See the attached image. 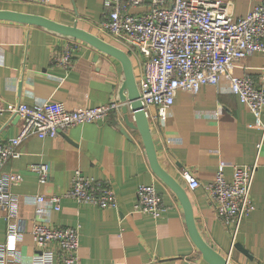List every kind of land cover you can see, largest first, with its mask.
Segmentation results:
<instances>
[{
    "label": "crops",
    "instance_id": "0c3cea01",
    "mask_svg": "<svg viewBox=\"0 0 264 264\" xmlns=\"http://www.w3.org/2000/svg\"><path fill=\"white\" fill-rule=\"evenodd\" d=\"M234 17L244 16L261 0H223ZM0 9L39 14L63 24L88 30L124 50L131 59L137 82L141 62L134 50L99 27L108 6L105 0H0ZM140 12L144 6L129 7ZM69 38L37 25L0 20V100L31 105L41 100L63 102L68 108L92 107L118 100L123 77L121 63L106 53L76 41L67 65L52 61ZM237 77L264 81V54L255 51L240 58L232 70ZM121 103L104 120L73 125L54 137L28 136L18 145L20 155L9 158L2 171L18 179L9 186L17 197L24 223L18 243L21 263L32 250L29 229L34 222L78 228L77 264H209L192 241L184 212L174 191L152 171L137 130L124 126ZM115 113V114H114ZM151 138L161 167L185 191L197 231L203 240L232 264H262L264 259V136L248 107L230 91L229 82L204 84L196 92L179 90L161 117L146 109ZM264 120V106L261 111ZM19 118L0 114V141L16 135ZM121 126L126 133L121 132ZM261 141L258 148L257 143ZM46 163L48 179L38 182L31 164ZM255 163L250 188L254 208L242 218L232 242L227 226L218 218L203 185L219 166L226 179L234 165ZM109 181L116 207H98L61 198L60 208L38 203L39 194H63L73 170ZM191 171L199 186L190 189L181 171ZM153 184L161 195L158 216L133 210L138 184ZM6 209L0 206V243L5 237ZM242 247L246 252L242 251Z\"/></svg>",
    "mask_w": 264,
    "mask_h": 264
},
{
    "label": "built area",
    "instance_id": "2783aa9c",
    "mask_svg": "<svg viewBox=\"0 0 264 264\" xmlns=\"http://www.w3.org/2000/svg\"><path fill=\"white\" fill-rule=\"evenodd\" d=\"M46 4L48 0H31ZM108 9L99 27L118 42L131 48L141 62L138 84L143 108H156L155 117L164 115L179 90L196 92L204 84H218L224 78L230 91L244 103L262 128L261 111L264 106V81L255 83L249 76L237 77L232 70L237 61L255 51L264 54V0L251 7L242 17L234 18L223 0H105ZM144 6L140 12L129 7ZM76 41L69 39L52 61L69 64ZM119 105L116 100L92 107L68 108L63 102L48 99L25 103L0 100V114L19 116L15 136L0 141V206L6 209L5 237L0 243V264L21 263L18 243L24 237V223L17 211V197L9 186L18 179L15 173L2 171L9 158L20 155L19 143L28 136L54 137L67 128L106 119ZM261 141L257 143L259 148ZM256 164L234 165L232 176L226 179L222 166L214 178L203 185L215 215L227 226L232 242L240 222L253 208L250 188ZM38 172L39 184L48 179L46 163L31 164ZM190 189L199 186L189 170L181 171ZM133 210L158 216L162 208L161 195L153 184L140 183L136 187ZM98 207H116L115 192L109 181L73 170L69 186L63 194H39V204L60 208L61 198ZM31 254L28 264H77L78 228L55 227L37 221L29 229ZM264 264V259L262 260Z\"/></svg>",
    "mask_w": 264,
    "mask_h": 264
},
{
    "label": "water",
    "instance_id": "95a60500",
    "mask_svg": "<svg viewBox=\"0 0 264 264\" xmlns=\"http://www.w3.org/2000/svg\"><path fill=\"white\" fill-rule=\"evenodd\" d=\"M0 20L37 25L63 37L81 40L95 47L97 50L113 56L121 63L123 77L117 95L118 100L121 103L120 110L124 126L138 131L152 171L174 191L179 199L183 208L188 233L198 250L201 252L202 257L209 264H232L228 258L215 251L200 236L195 226L191 204L185 191L176 180L161 167L157 160L150 134L147 113L139 99V89L133 73L131 59L128 54L121 48L107 42L98 35L78 27L75 22L73 24H63L43 15L8 9H0ZM13 117L14 119L19 118L17 114L13 115L11 118ZM125 127L121 126V132L126 133ZM240 249L246 252L242 247H240Z\"/></svg>",
    "mask_w": 264,
    "mask_h": 264
}]
</instances>
